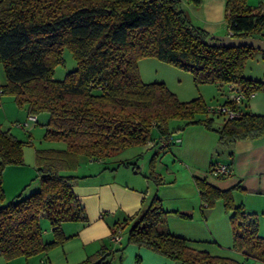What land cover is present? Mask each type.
Masks as SVG:
<instances>
[{
	"label": "trees",
	"instance_id": "16d2710c",
	"mask_svg": "<svg viewBox=\"0 0 264 264\" xmlns=\"http://www.w3.org/2000/svg\"><path fill=\"white\" fill-rule=\"evenodd\" d=\"M184 1L194 6L202 3ZM182 4L183 0H0V63L7 77V84L0 86V100L3 94L13 95L29 116L48 112L45 138L67 144L66 149L37 150L40 190L7 202L4 169L23 164L24 142L0 124V258L47 253L75 236L66 235L63 224L88 222L73 192L91 176L77 173L82 157L103 164L130 147L154 143L166 148L179 143L180 139H172L174 133L192 125L216 131L223 150L264 135V114L245 111L255 94L264 93L263 81L244 75L259 50L208 44L210 34L191 22ZM225 17L229 35L264 41L263 2L251 6L249 0H226ZM65 49L77 67L56 80L55 69L63 63ZM147 58L191 73L196 85L217 84L220 90L237 85L243 102L229 100V89L220 104L239 110L240 116L210 114L201 97L181 101L166 83H145L139 62ZM153 131L159 141L152 138ZM133 164L123 160L117 166ZM154 173L152 169L149 177L160 181ZM195 183L203 208L222 200L232 213L233 249L264 261V237L258 235L256 215L235 203L232 190H220L201 177H195ZM166 215L155 194L135 215L112 227V242H108L121 244L114 237L128 228L127 246L145 247L181 264L218 260L173 235ZM43 218L51 224V241L44 240ZM107 244L85 263L111 264L108 258L117 250Z\"/></svg>",
	"mask_w": 264,
	"mask_h": 264
},
{
	"label": "crops",
	"instance_id": "0c3cea01",
	"mask_svg": "<svg viewBox=\"0 0 264 264\" xmlns=\"http://www.w3.org/2000/svg\"><path fill=\"white\" fill-rule=\"evenodd\" d=\"M225 9L226 0H203L201 11L208 19L203 29L210 35L221 33L224 28L223 36L229 35ZM257 55H264V52L259 50ZM154 60L147 58L139 62L141 79L145 83L168 84L166 78H161L163 74H158L159 79L148 71L149 64L166 70ZM244 75L257 80L246 70ZM173 91L179 99H183L181 101H188L182 98L181 90ZM225 101L226 97L222 103ZM245 111L264 114V98L255 94L246 104ZM172 139L180 141L166 148L156 147L154 143L142 147L135 160L124 159L135 163L128 167L117 166L122 161L115 160L118 155L111 157L107 160L108 166L99 167L95 174L74 187L73 192L85 208L88 222L63 224L66 235H75L67 244L75 242L78 246L74 250L75 260L69 264L85 263L87 257L97 252L104 242H112V227L135 215L143 204L150 203L155 194L167 213L170 232L188 240L192 249L207 252L216 258L226 252L227 246L233 249L232 213L227 212L222 200L212 208H203L195 177L207 179L220 190H232L235 203L243 205L246 212L256 215L258 211H264V135L254 140L237 141L231 150H223L219 134L203 125L188 126L174 133ZM163 151L165 155L161 158ZM148 161L149 174L153 169L154 175L160 178L154 185L150 178H144V167H140ZM158 161L166 166L165 172L158 170ZM217 163L231 164L232 173L226 177L212 176L210 168ZM255 218L258 219L257 216ZM259 225L257 223V227ZM129 249L140 260L132 264H181L145 247L133 245Z\"/></svg>",
	"mask_w": 264,
	"mask_h": 264
},
{
	"label": "rangeland",
	"instance_id": "374dc122",
	"mask_svg": "<svg viewBox=\"0 0 264 264\" xmlns=\"http://www.w3.org/2000/svg\"><path fill=\"white\" fill-rule=\"evenodd\" d=\"M260 2L264 3V0H249L251 6H258ZM203 9V0L200 6L189 5L183 0L182 10L190 16L191 22L198 27L204 28V24L208 22L207 15L205 12L201 11ZM225 19V17H224ZM224 31H220L216 35L223 36ZM157 63L163 65L166 70L159 69L156 65L149 64L148 71L154 75V77L159 76L158 74H163L161 78H166L168 84H166L169 89L181 90L182 98L185 100H192L195 98H202L207 106L217 105L222 103L229 93L227 86H223L220 90L217 84H202L196 85L193 81V76L187 71L178 69L170 64L161 62L159 60H154ZM151 63V62H146ZM77 67L76 61L72 56V53L65 49L63 54V63L59 64L55 69V79L63 80L65 76L74 70ZM246 73L251 74L254 78L264 80V55H257L254 59L250 60L246 65ZM160 79V76L157 77ZM147 80V79H146ZM7 84V77L4 71L3 64L0 63V86ZM231 93L229 94V96ZM258 97L264 98V93H257ZM183 100V99H180ZM28 113L26 109L18 106L16 99L13 95L3 94L1 95L0 100V124L3 129H10L14 136L19 140L24 142L23 146V164L21 165H8L4 169L3 173V188L5 192L6 201L19 200L29 196L30 194L40 190L41 183L38 179L37 164H36V151L45 150V149H66L67 144L64 141L60 140H47L45 138L47 123L49 122L50 115L48 112H42L37 115V123H32L27 129H21L15 125V123H23L28 118ZM152 138L154 140L158 139L157 131H153ZM142 147H130L126 149L123 153L117 156V160L124 159H133L138 156ZM164 152V151H163ZM165 155L161 154V158ZM160 158V159H161ZM159 160V159H158ZM159 162V161H158ZM143 164V160L140 161ZM108 161H104L103 164L99 162H91L86 157L81 158L80 167L77 170V173L82 176L93 175L97 172V169L100 167L108 166ZM117 164V163H116ZM134 165V164H133ZM141 168L144 167V178L149 177V161L145 165H141ZM159 171L165 172L166 166L160 162L157 164ZM148 173V174H147ZM150 178V177H149ZM151 183L153 185L156 183L153 178ZM249 212V211H248ZM258 227V235L264 237V211H258L256 213ZM73 224L74 222H66ZM42 224L45 229L44 240L51 241L53 239V232L51 229V224L48 219L43 218ZM127 234L128 228H125L122 233V243L114 244L109 243L108 246L113 252L108 258L111 264H132L134 261L138 260V257L131 253L129 249L132 244L127 246ZM68 242L64 243L61 246H57L51 249L47 253H40L32 257H20L13 260H6L0 258V264H69L71 260H75L74 250L78 249L76 244L68 245ZM123 247L125 249L122 251ZM121 251H118V250ZM129 254H128V252ZM123 252V254L121 253ZM96 253V252H95ZM93 253V254H95ZM221 255V253H219ZM48 255V257H47ZM88 258V257H87ZM218 260L214 264H264V261L258 260L255 258H246L243 253L237 252L229 246H227L226 252L220 257H217ZM86 264V263H83Z\"/></svg>",
	"mask_w": 264,
	"mask_h": 264
},
{
	"label": "built area",
	"instance_id": "2783aa9c",
	"mask_svg": "<svg viewBox=\"0 0 264 264\" xmlns=\"http://www.w3.org/2000/svg\"><path fill=\"white\" fill-rule=\"evenodd\" d=\"M231 35V34H230ZM231 96H229V100L234 101L236 104H241L244 100V95L240 88L237 85L230 86ZM1 93V90H0ZM210 114H223L229 119H235L240 116L241 112L238 110H234L229 105L217 104L208 106L207 108ZM36 116H28L27 120L23 123H15V125L21 129H27L32 123H36ZM180 141V140H179ZM166 145V143H164ZM210 173L214 177H226L232 173V168L229 164H213L210 168ZM122 240L121 234H117L114 237L115 242H120Z\"/></svg>",
	"mask_w": 264,
	"mask_h": 264
},
{
	"label": "water",
	"instance_id": "95a60500",
	"mask_svg": "<svg viewBox=\"0 0 264 264\" xmlns=\"http://www.w3.org/2000/svg\"><path fill=\"white\" fill-rule=\"evenodd\" d=\"M207 43L214 46L242 47L250 46L264 52V41L258 38L246 37L239 38L231 35L218 36L210 35Z\"/></svg>",
	"mask_w": 264,
	"mask_h": 264
}]
</instances>
